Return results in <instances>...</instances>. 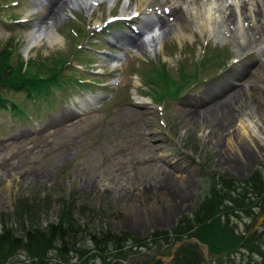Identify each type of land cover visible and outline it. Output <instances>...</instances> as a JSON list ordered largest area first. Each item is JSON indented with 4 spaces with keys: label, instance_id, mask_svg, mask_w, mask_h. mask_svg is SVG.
<instances>
[{
    "label": "rangeland",
    "instance_id": "rangeland-1",
    "mask_svg": "<svg viewBox=\"0 0 264 264\" xmlns=\"http://www.w3.org/2000/svg\"><path fill=\"white\" fill-rule=\"evenodd\" d=\"M5 1L11 0H0V50L10 44L11 58L26 69L31 63L30 72L42 76L49 73L40 66L49 71L53 65L69 64L46 88L0 90L9 99L0 105V233L8 229L20 236L29 228L61 222L73 228L74 244L63 254L55 242L42 258L14 252L0 264H157L158 258L175 264L189 245L196 246L187 252L190 264L261 262L264 247L254 244L252 236L264 234V143L257 141L254 148L239 142L235 121L238 113L258 119L264 135V102L245 95V88L256 91L261 84L243 78L244 67L254 66L264 47V35L250 34L256 24L264 25V0H234L236 19L231 0H153L152 10L174 4L171 9L184 16L178 22L184 30L177 32V26L172 31L173 25L163 23L155 47L138 37L128 53L121 41L110 45L112 33L127 31L111 19L121 18L123 7L128 13L139 9L143 1L100 4L88 14L78 4L53 0L58 18L51 5H37L26 16L30 0L20 5ZM248 4L260 17H248ZM46 18L48 25L43 23ZM34 25L41 42L29 50L25 31ZM49 30L56 41L48 37ZM119 51L124 55L120 68L111 69V56ZM166 79L193 82L180 99L169 100ZM230 83L234 89L222 96ZM99 95L107 98L65 124L82 102ZM140 101L145 105H138L144 104ZM255 173L263 186L244 191ZM211 190L225 200H216ZM238 192H245L247 199L260 194L261 203L255 209L251 205L252 214L227 204V194L236 198ZM207 198L217 207L211 211L223 231L207 228L217 223L201 215ZM225 207L233 213L226 215ZM181 223L191 224L182 230ZM165 229L173 234L162 236ZM156 232L159 236H153ZM104 235H129L142 242L129 240L122 251H115L113 243L98 244Z\"/></svg>",
    "mask_w": 264,
    "mask_h": 264
},
{
    "label": "trees",
    "instance_id": "trees-1",
    "mask_svg": "<svg viewBox=\"0 0 264 264\" xmlns=\"http://www.w3.org/2000/svg\"><path fill=\"white\" fill-rule=\"evenodd\" d=\"M11 54H12L11 45L2 48V50L0 51V90L10 89L16 92L19 91L18 87H22L21 85H25L27 87H35L39 85V88H46L51 83L58 81L59 78L58 72L62 68L61 66L57 67V65H53V67L49 71L47 70V68L40 66L42 71H45V73H49V75L46 74L42 76L39 75L40 73L39 71H37V73L30 72L31 63H28V69H26L24 68V64L22 62L15 61V59L11 58ZM165 88L170 89V90L168 89L169 96H176V94H178L179 90L181 89L180 86L175 81H171L170 79H166ZM8 101L9 99L4 98L0 92V105L2 104V102L8 103ZM245 184H246L245 185L246 188L244 191L247 192L249 190L251 191V189L253 188H255V191H259L258 188L261 185L263 186L261 177L258 173H255V175L251 177L250 180H247ZM233 187L235 186L232 185L231 188L233 189ZM225 190L226 189H222L223 192ZM211 193L213 194L214 198H216V200L221 199L220 201L222 202L225 200V197L223 195L220 196L215 190H211ZM238 193L239 195L236 198H234V196H230L228 193L226 196L227 204L235 205V208H238L239 211H244L245 214L247 215L252 214L253 211L252 206H254L255 209L261 203V200L258 199L260 198V194L255 196L256 193L254 192L255 194L252 193L254 198L251 197V199H247L249 198V196H244L245 192L242 194L240 192ZM202 206H203V213L201 214L200 212V214L201 215L208 214L206 219L209 218L210 220H214L215 222H217V223H212L209 226L207 225V228H210V226L213 225V227L223 231L224 227L221 226V223H219L217 220L218 218L216 219L215 214H213L212 212L213 210L214 211L217 210L216 205L213 207V203L210 201L209 198H207V201H205ZM225 208L227 210L226 215L229 216L230 214L233 213L231 207H225ZM209 212H212L211 213L212 216L209 215ZM200 214H198V216H200ZM197 219L198 218H196V220ZM183 224L181 223L182 230L183 228L187 229L188 228L187 225H190L191 223H183ZM225 225L227 226V228L228 226H230L229 223L227 222L225 223ZM72 230L73 228L64 227L61 222L57 224L49 223L45 227L29 228L24 232V234L20 236L14 235L8 229L3 230L0 233V261L4 262L10 255H12L11 253L18 251L30 254L34 258H42L45 256V252L51 251L52 249L55 248L54 246L55 242L60 243L58 250L63 254L64 253L67 254L70 251V248H72L74 244L73 242L74 239L71 236ZM233 231L234 230L231 228L230 232L234 234ZM199 233L201 234L200 231ZM159 234L160 233L156 232L153 234V236H159ZM162 236H167V233L163 232ZM197 236L199 237L200 235L197 234ZM252 237L255 238L254 244L258 243L262 247H264V234L259 233V236L257 237L252 236ZM94 240L98 242V239L94 238ZM129 240L131 241L133 240L135 242H140V243L142 242L129 235H123L121 237H117V236L111 237L104 235L100 239L98 244L100 245L104 243V245H102L104 247L106 246V244L113 243V245H115V249H114L115 251H122L123 249L121 245H124V243ZM248 242L251 243L250 241ZM195 247L196 246L194 245H189L187 247H184L183 249H186L187 251L184 252L183 256L179 258L177 257L175 264H190L188 262L189 258L187 252L188 253L191 252V250ZM261 257H262L261 262H257V264H264V255L261 254ZM105 264H109V263L106 262ZM157 264H161V263H157ZM198 264H200V262Z\"/></svg>",
    "mask_w": 264,
    "mask_h": 264
},
{
    "label": "bare ground",
    "instance_id": "bare-ground-1",
    "mask_svg": "<svg viewBox=\"0 0 264 264\" xmlns=\"http://www.w3.org/2000/svg\"><path fill=\"white\" fill-rule=\"evenodd\" d=\"M117 1V0H116ZM141 1H143V3H148V4H150V3H153V0H140V5H141ZM166 1V0H165ZM170 1H173V0H170ZM194 1V0H193ZM67 2L69 3V4H71V3H78L79 5L81 4L82 5V7L83 8H85L86 9V11L88 12V13H90V12H92V10H93V8L97 5V4H100V3H109V5H111L112 3H114L115 2V0H67ZM129 2V1H128ZM131 2V1H130ZM157 2V1H156ZM64 3H62L61 5H63ZM130 4V3H129ZM238 1L237 2H235L234 0H231V2H230V6L233 8V10L235 11V13H234V19H236V13H238V12H236V10L238 9ZM51 5V3L49 4V6ZM60 5V7H62ZM152 5V4H151ZM155 5L157 6V4L155 3ZM167 5V6H166ZM169 4L166 2V4H165V6H163V8H162V11H161V17H160V19H164V18H167V17H169L170 15H176L177 17H178V22H181V20H183L184 19V16L182 15V13H180L178 10H176V7L175 8H172L171 9V5H174V4H171L170 3V5L168 6ZM249 5V4H248ZM76 6V5H75ZM261 6V5H260ZM139 7V6H138ZM147 7V6H146ZM50 8H54V16L55 17H58L59 16V10H58V8L56 9L55 8V5H51L50 6ZM156 8V7H155ZM164 8L165 9H168V10H170L169 12H165L164 11ZM241 8V7H240ZM260 8V7H259ZM256 9V8H255ZM126 8L124 7L123 8V11H122V16L125 18V19H127V21L129 22V23H132L134 26H136V27H134L133 28V30H132V32H134L135 34H136V31L138 30V28H140L141 26H144V21H143V18H141V20L140 19H138L137 17H134L133 16V14L132 13H135V12H137V10H134L132 13H130V14H126ZM143 10H146V8L145 9H143ZM180 11H181V9H180ZM185 11V10H184ZM192 11V10H191ZM190 11V12H191ZM247 11H248V17L251 19L252 18V16H259V13L258 12H254L253 10L251 11V6L249 5V6H247ZM260 12H262V11H260ZM193 13V12H192ZM140 14H143L142 16H148L150 13L148 12V10H146V11H143V12H141ZM209 14V13H208ZM131 15V16H130ZM186 15V14H185ZM229 15V14H228ZM190 16V15H189ZM192 16V15H191ZM190 16V17H191ZM232 16V15H231ZM231 16H228V18L230 19L231 18ZM238 17V16H237ZM260 17V16H259ZM186 18V17H185ZM192 19V18H191ZM192 20H194V19H192ZM238 21V20H237ZM244 22V21H243ZM49 22H48V20L45 22V24H48ZM240 23V22H239ZM53 24V26H54V22L52 23ZM171 24H173V28L171 29V28H169V29H171L172 31H174V29L178 26V28H176V30L178 29L179 31H180V28H182V25H180L179 23H177V24H175L174 23V21L171 23ZM184 24V23H183ZM234 24V23H233ZM253 24V23H252ZM260 24H261V22H260ZM50 25H51V23H50ZM227 25V24H226ZM167 26V25H166ZM165 26V27H166ZM206 26H207V24H206ZM184 27V26H183ZM253 27V26H252ZM167 28V27H166ZM254 29H251L250 28V34H252V35H264V25H261V26H257V24L253 27ZM148 28H146L145 30H147ZM183 29V28H182ZM247 29V28H246ZM166 30V29H165ZM178 30H177V32H178ZM184 30V29H183ZM245 30V29H244ZM246 31V30H245ZM244 31V32H245ZM49 33L50 34H48V37L51 39V40H53V41H56V36H52V33H51V30H49ZM245 33H247V32H245ZM26 35L29 37L28 38V40H27V42H28V49L30 50V48L31 47H33V46H37L38 44H40V42H41V38H40V34L38 35L37 34V32H35V30L34 29H32V30H28L27 32H26ZM247 35H249V34H247ZM247 38V37H246ZM240 39V38H239ZM59 43H61V41H60V39H58L57 40ZM125 41H127V43L130 41V38L129 39H125ZM246 41V40H245ZM256 41V40H255ZM131 43H132V40L130 41ZM129 42V43H130ZM151 42H153V40H151ZM252 42V41H251ZM239 44H240V42H238ZM237 43V44H238ZM250 43V42H249ZM138 44V43H137ZM242 44V43H241ZM246 44V43H245ZM251 44V43H250ZM133 45V44H132ZM243 45H244V43H243ZM253 44H251L250 46H252ZM137 46V45H136ZM151 47V46H150ZM137 48V47H136ZM139 48L141 49V45L139 46ZM236 48H239V47H236ZM250 50V49H249ZM246 51H248V50H246ZM241 52V51H240ZM234 53H236V52H234ZM251 53V52H250ZM241 54V53H240ZM244 54V53H243ZM253 54V53H252ZM238 55V54H237ZM116 62V61H115ZM236 73V72H235ZM245 75H244V77H248V81L249 82H255V83H259V84H261V88L259 89V90H251V89H253V88H251V89H249V88H245V95H246V93H247V95L249 96V97H254V98H256V100L258 99L259 101H257V102H260V101H262V102H264V52H262V54H259V57H258V61H256V63H255V65L254 66H252V67H249V68H247L246 70H245ZM242 74V73H241ZM231 75H233V74H231ZM239 77V76H238ZM233 78V77H232ZM243 80V79H242ZM251 84V83H250ZM253 84V83H252ZM258 85V84H257ZM256 85V86H257ZM231 87H233V84L232 85H229V87H227V89L225 90V93L222 95V96H225V95H227L229 92H231ZM230 90V91H229ZM222 91H224V90H219L218 92H217V94L220 92H222ZM247 96V97H248ZM226 97V96H225ZM248 97V98H249ZM246 98V97H245ZM244 99V98H243ZM95 100H92V99H89L87 102H88V104H90V103H92V102H94ZM90 102V103H89ZM232 102V101H231ZM243 102V101H242ZM245 103V102H244ZM87 103H84L83 104V108H87L89 105H88ZM260 104H261V102H260ZM139 105H144V104H139ZM225 105L228 107L229 105L228 104H226L225 103ZM231 105H232V103H231ZM234 106V108H238L239 106L237 105V104H234L233 105ZM256 106V105H255ZM254 106V107H255ZM218 107H220L221 108V106L219 105ZM231 107V106H230ZM222 108H226V107H222ZM229 110V109H228ZM238 111V110H237ZM258 119L256 120V119H250L247 115H245V114H242V113H238V115H237V117H236V121H235V123H236V134H237V136H238V140H239V142H247L248 144H250V145H252L254 148L257 146V141L258 142H261V143H264V135H263V133H261V129H260V127L258 126ZM253 136L255 137V138H257L258 140H256L254 143H253ZM262 139H261V138ZM235 138V137H234ZM261 139V140H260ZM260 143V144H261ZM259 144V145H260ZM234 146H235V144L231 141V143H230V147L233 149L234 148ZM246 162H248V159L247 158H245L244 159ZM184 183H188V181H185ZM131 207L132 208H134L135 207V205L133 204V205H131Z\"/></svg>",
    "mask_w": 264,
    "mask_h": 264
}]
</instances>
